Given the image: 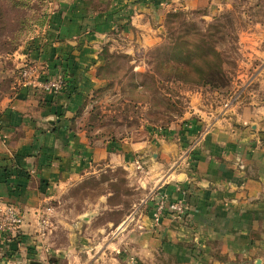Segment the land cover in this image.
I'll use <instances>...</instances> for the list:
<instances>
[{"label": "crops", "instance_id": "1", "mask_svg": "<svg viewBox=\"0 0 264 264\" xmlns=\"http://www.w3.org/2000/svg\"><path fill=\"white\" fill-rule=\"evenodd\" d=\"M35 1L0 65V201L22 218L16 233L0 235V264H264V49L240 62L228 97L187 89L179 118L138 137L95 136L82 118L105 84L106 50L136 54L161 41L168 13L212 16L234 0ZM24 64L40 80L61 73L64 88L21 85ZM115 167L136 196L120 218L96 224L95 208L67 219L59 212L71 184ZM158 195L181 200L185 216L155 221Z\"/></svg>", "mask_w": 264, "mask_h": 264}, {"label": "rangeland", "instance_id": "2", "mask_svg": "<svg viewBox=\"0 0 264 264\" xmlns=\"http://www.w3.org/2000/svg\"><path fill=\"white\" fill-rule=\"evenodd\" d=\"M36 4L35 0H0V65L8 61L6 57L19 43L27 7ZM198 11L169 17L164 23L163 40L156 46L136 54L115 49L103 53L100 71L105 84L92 94V103L83 116L94 135L107 139L138 137L150 128L167 126L179 118L187 106L184 94L187 89L214 91L207 86L171 79L172 75H189L187 71H193L191 67L184 70L175 67L174 59L182 57L179 53L184 49L169 48L172 43L178 44L182 38L192 43L202 35L214 39L212 45L220 54L229 80L227 90L237 81L240 62L244 63L254 48L264 49V0H234L212 16ZM198 53L191 47L188 59L196 60ZM246 64L252 70L258 61L252 59ZM224 89L218 90L222 99L229 95ZM104 198L108 206L100 204L99 199ZM135 199L122 168H103L64 190L57 208L66 219L80 213L84 216L88 214L85 211L95 208L97 211L93 213L98 216L95 223L105 219L115 221Z\"/></svg>", "mask_w": 264, "mask_h": 264}, {"label": "built area", "instance_id": "3", "mask_svg": "<svg viewBox=\"0 0 264 264\" xmlns=\"http://www.w3.org/2000/svg\"><path fill=\"white\" fill-rule=\"evenodd\" d=\"M20 84L31 87H38L42 91L50 94L59 93L65 86L64 77L61 73L54 77L40 80L36 67L22 65L19 71ZM133 165L136 170H143V164L140 158L135 157ZM152 208L154 220L157 221L161 216L169 215L176 218H182L186 214V207L181 200H167L162 195L152 199ZM22 223L19 210L11 203L0 201V235H13L17 232ZM47 227L46 214L39 212L36 219L35 234L37 238L42 239Z\"/></svg>", "mask_w": 264, "mask_h": 264}, {"label": "trees", "instance_id": "4", "mask_svg": "<svg viewBox=\"0 0 264 264\" xmlns=\"http://www.w3.org/2000/svg\"><path fill=\"white\" fill-rule=\"evenodd\" d=\"M185 12L187 13V11H180V12L178 11V12L168 13L164 19V23L167 21L169 17L181 15ZM190 12H194V11H190ZM196 12H199V11L196 10ZM25 18L26 17H24V20ZM163 36L164 35L162 34L161 41L163 40ZM212 43H214V39L212 38L209 39V36L202 35L194 39L192 43H188L186 39L182 38L180 40V43L178 44L172 43L170 47L168 46L169 48H174V49H179V48L184 49L182 53L181 51L179 53L182 55V57L174 59V61L177 64L175 65L176 68L184 70L186 67H191L192 70L194 71V72L187 71L189 75H184V74L183 75H172L171 79H173L174 81H178L182 84L194 83L199 86H207L217 92H219L218 90L222 91L225 88L224 91L228 92L227 88H229L228 87L229 80L224 74V70L222 67L223 61L220 59V54L218 50L216 49V47L212 45ZM191 47L192 49H196L199 51L198 55L195 57L196 60L194 61H191L188 59L189 51ZM97 91L98 90H96L94 93H96ZM90 103H92L91 98L89 101V105ZM84 115H85V112H84ZM83 116L82 118H84ZM83 122H84V127L87 129V131L92 132L91 130H89V127H88L89 125L86 124L84 119H83ZM158 127H162V126H158ZM95 136H100V135H95Z\"/></svg>", "mask_w": 264, "mask_h": 264}, {"label": "water", "instance_id": "5", "mask_svg": "<svg viewBox=\"0 0 264 264\" xmlns=\"http://www.w3.org/2000/svg\"><path fill=\"white\" fill-rule=\"evenodd\" d=\"M28 264H39V262L35 260H30ZM254 264H259V259H255Z\"/></svg>", "mask_w": 264, "mask_h": 264}]
</instances>
